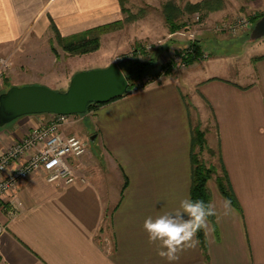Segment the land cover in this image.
<instances>
[{
    "label": "crops",
    "instance_id": "obj_1",
    "mask_svg": "<svg viewBox=\"0 0 264 264\" xmlns=\"http://www.w3.org/2000/svg\"><path fill=\"white\" fill-rule=\"evenodd\" d=\"M128 1L132 2L0 0V58L9 59V72L25 75L8 85H69L72 77L67 73L60 80L47 75L48 63L56 60L54 27L68 38L123 21L122 5L130 8ZM166 2L140 0L162 14ZM222 3L204 24L202 36L214 39L197 37L204 51L211 53L207 60L194 61L182 73L174 69L157 83L100 104L93 112L71 116L63 126L65 136H95L86 139L87 152L73 160L80 178L49 182L38 172L0 201V221L5 225L0 264H168L157 255L156 244H149L143 223L190 198L195 112L205 124L214 125V130L206 131V140L220 153L239 207L212 179L209 186L218 215L215 224L208 221V253L198 243L180 253L174 264H264V49L254 56L247 74L239 67L224 66L225 55L209 51L221 34L216 27L222 18L236 10L242 16L245 10L264 11V0ZM146 15L144 10L134 20H146L142 38L170 39L164 16L153 26ZM88 68L79 67L72 76ZM51 116H23L0 130V153Z\"/></svg>",
    "mask_w": 264,
    "mask_h": 264
},
{
    "label": "rangeland",
    "instance_id": "obj_2",
    "mask_svg": "<svg viewBox=\"0 0 264 264\" xmlns=\"http://www.w3.org/2000/svg\"><path fill=\"white\" fill-rule=\"evenodd\" d=\"M168 1H173L182 7L186 4L184 3V0H180L179 2L178 0H167V2ZM127 6H129L134 13H137L141 8H144L145 15L147 14L146 16L152 19L150 20L149 23L153 26L162 23V16H164L162 12L153 7L147 5L145 6L141 5L140 0H132V2H129ZM236 11H237L236 13H233L235 11H232L233 15H228L219 21L216 30L221 34L219 33L220 34L219 36H215L216 40H212L215 43V44L212 43L213 44L212 48L214 49L211 48L212 50L209 51L212 52L213 56L225 55L223 59L224 66L228 65L230 66V69L231 67L233 68L239 67L242 70V73L244 72L245 74H247L248 69L250 68V63L255 58L254 56L264 49V37L253 41L249 39L250 33L255 23L257 22L256 21L253 23L252 19H254L255 16L257 15L264 13V11L249 12L245 10L243 14L246 16V18L250 20L251 26H249L248 28L247 27L243 28V26L241 25L239 27L236 26L238 30L236 32H232L230 31V29H228V27L230 25H237L240 16H242L241 13L238 12V10ZM200 15H201L200 13H196L193 15L187 14L183 18V22L186 23L191 30L196 31V38L201 37L203 39H206L212 37V39H214L213 36H209V37L202 36L204 30V24L207 21H206V17L203 19L201 18L199 20L196 19L197 16ZM143 22L142 19L131 23L129 22L126 24L127 25L126 27L123 26L124 28L122 29H118V30L116 29L109 32L108 35L104 37L103 41H101V47L99 50L85 55H70L62 48L61 44H59L57 41H54V45L56 49L53 50L54 52L52 53V57H54V59L56 58V60L52 61L51 63L50 62L48 63L47 75L48 76L52 75V77H54L55 79L60 80V78L64 77V75L67 73L71 78L73 72L79 67L84 66L86 68L89 67L88 69H93V68H101L102 65L109 66L110 64L113 63L121 65L123 69H125L128 66L127 62L133 60L134 58L139 56V59L147 60L151 55L157 57L158 59L156 65V69H157L161 64V61H163V59L167 57L165 53L169 49H171L172 47L178 48L180 45L186 44L187 40H189L187 36H181V35L178 36L179 39L177 41L175 40L178 43L176 42L171 43V39L170 40L166 39L165 36H161V37L159 36L158 38H153V37L142 38L141 35L146 32V28ZM225 24H227V26L223 27V25ZM201 29H202V33L199 32L201 31ZM159 40H162V43H159ZM138 45H140L141 47L139 48ZM150 45L152 46V48L148 49L147 46ZM136 47L139 48L137 52H135ZM144 49L145 51H147L146 53L145 52L142 53ZM208 54L210 56L211 53ZM207 59L208 58L202 59L201 61H205ZM187 69L184 70L180 69L178 70V72L182 73ZM23 77H25V75L20 76V74H16L14 70L12 72H9L8 70L3 81L0 83V88H1L0 93L7 91V89H9V87L12 86V85H8L9 81L20 82V80H22ZM23 85H32V84H23ZM54 85L58 87V88H53L56 90H66L69 87V85L67 84H63V85L54 84ZM96 107L97 105H93L87 112L89 111L93 112ZM194 116L196 117L194 118L197 119L196 120L197 126H200L201 130L205 131V138H206V131H210V129L214 130L213 123L207 122L205 124L204 119L201 118L203 116H200V112H195ZM51 120H52V116L49 117V119H47L45 122H49ZM15 121H12L3 127H0V130L10 128L13 122ZM42 123H38V124H42ZM85 125L89 129L92 126L89 121L86 122ZM91 135L93 136L94 134L92 133ZM90 137L91 136H89L86 139L90 140L89 139ZM209 143L207 142V146H205L202 149L198 148L197 152H199L200 159H202L208 165H215L219 171V174H222L223 172L220 168L219 151L215 146Z\"/></svg>",
    "mask_w": 264,
    "mask_h": 264
},
{
    "label": "built area",
    "instance_id": "obj_3",
    "mask_svg": "<svg viewBox=\"0 0 264 264\" xmlns=\"http://www.w3.org/2000/svg\"><path fill=\"white\" fill-rule=\"evenodd\" d=\"M196 19H200L197 16ZM249 27L250 20L240 16L237 25H230L228 29L236 32V26ZM226 27L227 24L223 25ZM187 36L186 44L178 48H171L165 54L157 68V75L145 76L136 82L132 92H136L147 85L157 83L160 77L167 74V70L187 69V57L193 51V43L197 40L196 31L186 24L182 29L170 34L172 39L176 36ZM169 39V40H170ZM162 43V40H159ZM148 49L152 46H147ZM209 54L204 51L199 60L206 59ZM9 68V59L0 58V83L3 81ZM52 120L38 124L31 128L27 134L14 142L0 153V201L13 195L20 185L35 173L41 172L49 182H75L80 176L73 165V160L81 158L88 149V141L79 136H65L63 126L70 121L72 115L51 114ZM84 180V177L81 176ZM16 206L11 211L15 213ZM5 225L0 221V236Z\"/></svg>",
    "mask_w": 264,
    "mask_h": 264
},
{
    "label": "trees",
    "instance_id": "obj_4",
    "mask_svg": "<svg viewBox=\"0 0 264 264\" xmlns=\"http://www.w3.org/2000/svg\"><path fill=\"white\" fill-rule=\"evenodd\" d=\"M124 13L126 17L123 21H118L111 24H106L102 26H98L92 29L85 31L84 33L73 36V37H62L58 30L54 27L55 38L56 41L61 44L62 48L68 52L70 55H85L89 53H93L100 49L101 41L103 35L109 33L116 29H121L126 23L132 22L139 17L143 16L144 10H140L138 13L131 12L130 8L126 7L123 3L122 5ZM223 7L222 0H204L202 2L192 4L187 2L183 7L178 5L173 1H168L163 5V15L165 21L169 27L171 33L176 32L182 29L186 23L183 22V18L185 15H193L196 13H200V19L207 17L211 12L216 11ZM264 13L255 16L252 19V22H256L259 18L263 16ZM140 48L141 46L138 45ZM138 47H136L135 52L138 51ZM55 50V48H54ZM146 53L145 49L142 53ZM204 52L203 47L199 44V41L196 40L193 43V51L188 54L187 62L189 64L193 63L202 56ZM136 54V53H135ZM264 56H262L263 58ZM255 60V59H254ZM157 57L151 55L147 60L139 59V56L134 58L133 60L127 62L128 66L123 69L126 77L129 80V88L123 96L132 92L133 87L136 85V82L142 80L145 76L148 75H157ZM172 69L169 68L167 70V74L171 72ZM166 74V75H167ZM10 88V87H9ZM8 90V89H7ZM122 97V96H121ZM120 98V97H119ZM93 105L100 104H91L88 110ZM80 115V114H79ZM207 146L205 131L201 130L200 126H197L192 131V148H191V162H192V186L190 191V198L193 200H203L206 204L212 203V192L209 186V182L215 178L217 186L222 193V195L230 201V203L238 208L239 203L238 200L231 188L226 170L224 168L223 162L220 157V168L222 170V174H219V171L215 165H208L202 159H200L199 152L197 149H202ZM208 221L215 224V216L209 217ZM197 239L204 253H208V240L206 236V230H201L197 233Z\"/></svg>",
    "mask_w": 264,
    "mask_h": 264
},
{
    "label": "water",
    "instance_id": "obj_5",
    "mask_svg": "<svg viewBox=\"0 0 264 264\" xmlns=\"http://www.w3.org/2000/svg\"><path fill=\"white\" fill-rule=\"evenodd\" d=\"M264 37V14L255 23L249 39ZM129 80L120 65L76 72L66 90L43 84L12 85L0 93V127L33 114H85L91 104H104L126 94ZM91 136L90 140H94Z\"/></svg>",
    "mask_w": 264,
    "mask_h": 264
},
{
    "label": "clouds",
    "instance_id": "obj_6",
    "mask_svg": "<svg viewBox=\"0 0 264 264\" xmlns=\"http://www.w3.org/2000/svg\"><path fill=\"white\" fill-rule=\"evenodd\" d=\"M217 215V209L211 202L206 204L203 200L184 198L172 211L163 212L155 218L147 217L143 229L149 244H156L157 255L168 264H174L179 260L180 253L197 246V233L207 230L208 218Z\"/></svg>",
    "mask_w": 264,
    "mask_h": 264
}]
</instances>
